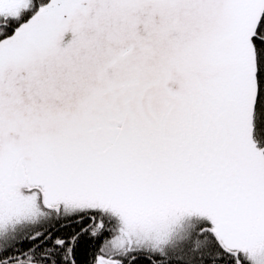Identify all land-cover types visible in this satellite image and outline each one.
I'll list each match as a JSON object with an SVG mask.
<instances>
[{
  "label": "snow or ice",
  "instance_id": "6c2138e0",
  "mask_svg": "<svg viewBox=\"0 0 264 264\" xmlns=\"http://www.w3.org/2000/svg\"><path fill=\"white\" fill-rule=\"evenodd\" d=\"M0 264H264V0H0Z\"/></svg>",
  "mask_w": 264,
  "mask_h": 264
}]
</instances>
